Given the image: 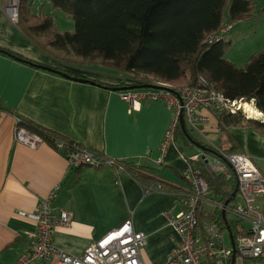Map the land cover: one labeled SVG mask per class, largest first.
<instances>
[{
    "label": "crops",
    "instance_id": "0c3cea01",
    "mask_svg": "<svg viewBox=\"0 0 264 264\" xmlns=\"http://www.w3.org/2000/svg\"><path fill=\"white\" fill-rule=\"evenodd\" d=\"M35 1L36 12L41 4L52 17L60 10L48 1ZM6 6L7 0H0V264H15L27 250L28 233L35 225L19 212L35 211L54 189L50 207L70 215L68 225L58 224L53 229L55 246L80 256L87 246L130 220L133 228L146 236L141 252L144 264H160L178 239L169 215L181 210L182 195L188 188L183 177L186 158L202 150L178 137L162 155L161 145L173 118L166 102L147 99L132 107L121 92L67 78L20 59L73 70L111 84L126 79L98 65L62 61L54 50L49 53L38 47L18 26V19L9 16ZM54 27L72 31L59 30L55 21ZM209 115L201 130L191 129L194 139L220 146L222 152H232L224 151L229 148L236 151L239 146L256 158L250 146L253 142H247L246 129L251 131V127H229L224 139L222 130L219 134L215 131L219 126L216 114ZM20 118L111 160L142 166L145 172L168 179L172 185L162 188L152 179L138 180L115 164L72 168L62 152L43 139L35 147L17 141L14 130ZM160 157L162 164L158 165L155 162ZM28 264L54 261L41 258Z\"/></svg>",
    "mask_w": 264,
    "mask_h": 264
},
{
    "label": "trees",
    "instance_id": "16d2710c",
    "mask_svg": "<svg viewBox=\"0 0 264 264\" xmlns=\"http://www.w3.org/2000/svg\"><path fill=\"white\" fill-rule=\"evenodd\" d=\"M44 1H48L52 8L60 9L70 15L74 21V30H56L53 17L44 11L42 4L36 12L33 7L38 2L20 0L17 24L31 41L49 53L54 50L56 57L62 61L72 64L101 65L130 76L120 83L111 84L97 79H88L73 70L58 67H52L54 70H49L45 68L49 66L39 64L29 58H16L49 71L58 74L63 72L70 77L83 79L82 81L86 80L109 89L125 86L137 87L118 92L161 89L162 83L171 84L173 82L176 84L172 85H196L198 78L204 77L209 84L229 98H254L257 108L264 113V50L252 54L243 67H237L232 61L224 58L228 46L225 36L220 39L211 38L213 34L219 32L225 18L228 21H233L253 16L255 0ZM64 54L74 55L75 59ZM140 73L151 75L155 81L150 82L145 78H139ZM147 84L154 87H144ZM217 118L221 129L252 127L264 132V122L246 118L240 112L234 114L221 112ZM17 125L37 134L53 146L59 139L54 132L22 118L17 121ZM185 126L189 136L194 138L192 130L186 123ZM178 137L188 144L194 145L180 124L176 126L175 142ZM66 141L69 145L74 143ZM199 142L209 148L204 150L207 154L214 156L221 151L220 146ZM231 149L224 151H235ZM95 153L98 156H104L101 153ZM190 157L186 158L187 166L183 176L184 183L188 188H185L186 191L182 195V199L186 194L192 192L193 170L198 169L208 186L206 197L217 205H223L235 188L236 175L230 167H228L231 173L230 177L220 173L213 174L202 160ZM106 158L101 159L97 166L105 163L120 165L138 180L143 181L149 178L159 183L162 188L172 185L168 179L145 172L142 166L125 164L116 160H113L115 163H111L107 162L109 158ZM175 187L184 190L180 185H175ZM234 202L235 199L232 204ZM232 204L229 203L230 206ZM221 211L222 209L218 206L202 202L197 213L198 230H202L204 221H216L222 229L226 230L231 244L227 226L230 227L233 238L237 237L240 233L239 221L228 213L226 208L227 223H225Z\"/></svg>",
    "mask_w": 264,
    "mask_h": 264
},
{
    "label": "built area",
    "instance_id": "2783aa9c",
    "mask_svg": "<svg viewBox=\"0 0 264 264\" xmlns=\"http://www.w3.org/2000/svg\"><path fill=\"white\" fill-rule=\"evenodd\" d=\"M19 5L20 0H7L6 11L11 18L18 19ZM227 33L221 28L211 38L220 39ZM161 85L165 88L128 90L121 93L132 107L140 101L155 99L166 102L172 108V122L161 145L162 155L175 142V130L181 112L185 123L193 130H201L209 122V113H215L218 117L221 112H240L246 118L264 122V113L257 108L254 98H229L203 77L198 78L196 85ZM17 121L14 130L17 141L32 147L43 141L37 134L18 126ZM54 147L62 152L70 167L97 166L105 158L77 143L69 145L61 138L55 141ZM221 155L222 158L208 157L206 153L200 152L190 158L202 160L213 174L220 173L230 177L226 163L233 168L238 188L235 202L227 207V212L239 221L240 230L237 237H234L233 264H264V170L245 152L234 151ZM107 162L115 163L110 159ZM155 163L162 164V157ZM192 182L193 190L183 197L181 210L169 215L178 239L175 247L160 264H231L233 246L226 230L213 220L204 221L202 230H198L197 213L200 204L207 202L221 209L223 205H217L206 197L208 186L198 169L193 170ZM54 191L55 189L42 200L35 211L19 212L20 216H29L35 228L28 233L27 250L19 256L15 264H28L30 260L41 258L52 259L54 264H144L141 252L146 236L144 232L135 230L130 220L87 246L80 256L71 255L55 246L52 242L53 229L58 224L68 225L70 215L65 210H52L49 198Z\"/></svg>",
    "mask_w": 264,
    "mask_h": 264
},
{
    "label": "rangeland",
    "instance_id": "374dc122",
    "mask_svg": "<svg viewBox=\"0 0 264 264\" xmlns=\"http://www.w3.org/2000/svg\"><path fill=\"white\" fill-rule=\"evenodd\" d=\"M252 12H253V16L250 15L249 17H244L243 19L240 20L228 21L225 18L223 25L221 27L228 32L225 36V40H226L225 42L228 46L226 47L224 58L235 63L237 67H243L244 63L252 54L256 53L259 50H264V0H256V4L254 5V9ZM53 13H54L53 18L55 21V25L59 30H68V29L72 31L74 30V21L69 15H67L61 10L54 11ZM64 55L68 57H73V59H75L74 55L71 54H64ZM99 61L102 62L101 60ZM99 68H104L105 70L107 69L102 66H99ZM93 69H98V67H94ZM108 70H110V72L112 71L115 72V70L112 69H108ZM118 74H122L123 76H125V78H129L127 76H130L124 73H118ZM139 75H140L139 78L142 79L145 78L147 81L150 82L155 81L151 75H147L144 73H140ZM179 83H184V82H179ZM171 84H176V83L173 82ZM228 128L220 129L219 126H217L215 131L217 134H219L220 131L222 130L221 132L222 137L226 139L229 135ZM250 130L251 131H248V129H246L247 142L248 141L253 142L252 143L253 145H250L251 148L253 149L252 151L256 152V155L254 156L256 158L253 159L256 161V164H258V166L262 170H264V132L256 128H252ZM183 142H182V146H183ZM236 151L245 152L242 149H240L239 146L237 147ZM184 153L186 154L187 152ZM262 202L264 206V199L262 200Z\"/></svg>",
    "mask_w": 264,
    "mask_h": 264
},
{
    "label": "water",
    "instance_id": "95a60500",
    "mask_svg": "<svg viewBox=\"0 0 264 264\" xmlns=\"http://www.w3.org/2000/svg\"><path fill=\"white\" fill-rule=\"evenodd\" d=\"M45 68H48L49 70H54V68L52 67H45ZM60 72V71H59ZM60 75L64 76V77H67V78H73V77H70L69 75L63 73V72H60ZM73 79H77V80H80L78 78H73ZM83 79H81L80 81H82ZM86 81V80H84ZM94 84V83H93ZM144 87H154L150 84H147L145 85ZM133 88H137L136 86H125V87H122V88H112V90H115V91H120V90H124V89H133ZM160 88H165V87H161ZM167 89V88H166ZM179 124L180 126L182 127L184 133L186 134V136L191 140V142L197 146L198 148H200L201 150H208L209 148L207 146H205L204 144L200 143L199 141L195 140L194 138L190 137L188 132H187V129H186V126H185V121H184V117H183V113L181 112L180 115H179ZM237 188H238V181L236 182L235 184V188L233 190V192L231 193V195L229 196V198L225 201V203L223 204V209L221 211V214H222V217H223V220L225 221V223H227L226 219H225V212H226V208L228 207L229 203L231 201H233L235 199V196H236V193H237ZM227 230H228V233H229V236H230V240H231V244L233 246V249L235 250V242H234V238H233V234H232V231L230 229L229 226H227ZM235 251H233V254H232V261H231V264H233V261H234V256H235Z\"/></svg>",
    "mask_w": 264,
    "mask_h": 264
},
{
    "label": "bare ground",
    "instance_id": "6f19581e",
    "mask_svg": "<svg viewBox=\"0 0 264 264\" xmlns=\"http://www.w3.org/2000/svg\"><path fill=\"white\" fill-rule=\"evenodd\" d=\"M249 109L252 110L251 107H249ZM252 111L254 112V110H252ZM181 128H182V127H181ZM201 152H204V151L202 150ZM204 153H205V152H204ZM221 153H229V152H222V151H220L218 154H215V156H216V157H221V158H222L223 156L221 155ZM230 153H231V152H230ZM198 154H199V153H198ZM206 154H207V153H206ZM215 156H208V157H215ZM253 161H254V160H253ZM226 165H227V169H228V167H230L231 170L233 169L229 164L226 163ZM228 171H229V170H228ZM232 172H233V170H232ZM233 173H234V172H233ZM234 174H235V173H234ZM189 187H190V186H189ZM186 189H187V188H186ZM232 202H233V201H232ZM232 202H230V203L232 204ZM233 251H235V250L233 249ZM234 253H235V252H234Z\"/></svg>",
    "mask_w": 264,
    "mask_h": 264
}]
</instances>
